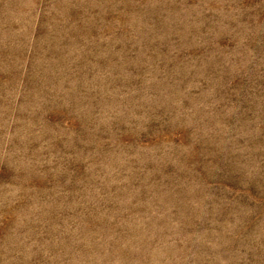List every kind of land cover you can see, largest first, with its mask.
Returning a JSON list of instances; mask_svg holds the SVG:
<instances>
[{
    "label": "rangeland",
    "instance_id": "rangeland-1",
    "mask_svg": "<svg viewBox=\"0 0 264 264\" xmlns=\"http://www.w3.org/2000/svg\"><path fill=\"white\" fill-rule=\"evenodd\" d=\"M0 264H264V0H0Z\"/></svg>",
    "mask_w": 264,
    "mask_h": 264
}]
</instances>
